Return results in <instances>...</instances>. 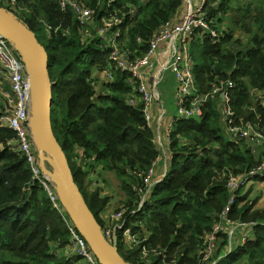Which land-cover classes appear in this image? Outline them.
Here are the masks:
<instances>
[{
    "label": "trees",
    "instance_id": "16d2710c",
    "mask_svg": "<svg viewBox=\"0 0 264 264\" xmlns=\"http://www.w3.org/2000/svg\"><path fill=\"white\" fill-rule=\"evenodd\" d=\"M79 1L95 11L86 28V39L75 18L66 22L75 15L69 9L62 10L57 0H20L22 16H18L48 52L53 83L52 127L75 181L103 227L100 212L109 198L101 197L99 188L92 189L94 182L88 180V174L101 166L123 180L128 194L122 206L127 209L126 225L147 240L143 244L158 251L145 259L142 245L131 251L125 249L118 231V253L124 260L133 264H204L205 238L220 223L229 200L227 174L245 175L264 160V151L254 154L245 141L230 138L219 99H211L203 108L201 120L184 119L174 126L166 179L144 186V178L160 151L143 115V103L128 104L133 95L129 74L117 70L113 82L102 84L108 91L100 93L94 79H90L91 70L109 63V57L104 56L111 52L97 33L104 18L123 21L120 47L131 58L139 57L146 52L153 34L171 21L184 0H114L109 5L108 0ZM208 1L211 4L214 0ZM210 4L211 14L223 15L211 25L216 29L223 28L228 12H242L239 18L231 16L233 25L243 26L251 45L244 46L241 38H234L228 29L222 31L218 43L197 38V32L192 55L198 87L207 92L217 77L234 79L236 86L231 93L237 116L244 122L262 119L264 125V106L257 102V111L249 109L255 102L253 90L264 91V8L252 14L249 3L243 6L246 11L231 8L230 0ZM45 23L53 27L51 33ZM40 32L44 41L39 38ZM6 133L15 136L9 127L1 126L0 115V264H76L79 256L62 257L57 251L72 245L67 223L44 185L34 177L26 157L6 143ZM246 196L239 197L229 218L258 223L253 226L254 240L215 263L231 243L225 229L219 234L214 258L205 264H243V260L244 264H264V211H253L248 202L239 206ZM138 209L141 211L136 212Z\"/></svg>",
    "mask_w": 264,
    "mask_h": 264
},
{
    "label": "built area",
    "instance_id": "2783aa9c",
    "mask_svg": "<svg viewBox=\"0 0 264 264\" xmlns=\"http://www.w3.org/2000/svg\"><path fill=\"white\" fill-rule=\"evenodd\" d=\"M20 0H0V6L13 13ZM62 10H70L75 15V20L79 26L84 39L88 37V31H83L88 27L95 15V11L88 8L79 0H57ZM114 0H108V4ZM188 2L186 12L183 16L173 23H167L157 30L151 37L148 48L145 53L139 57L131 58L127 51L121 49L118 42L121 36V23L117 19H103V24L98 30V36L104 39V43L111 48L109 63L102 70L103 79L106 83L115 80V72L117 70L129 74L128 83L133 89V95L129 98L130 106H137L143 103V115L148 126L152 125V105L156 99L154 91L146 84L144 77L145 71H154L159 69L160 73L170 70L174 73L178 84L177 90V110L173 125H177L180 120L197 119L203 117V108L209 100L219 99L220 110L222 114L223 124L230 138H237L245 141L249 146H257L260 151H264V125L262 119L259 122H244L242 118L237 116L236 110L232 104L231 91L235 88L236 83L232 78H219L212 82L209 91L202 92L198 87V80L195 74V60L192 55V44L197 38H210L214 43H218L225 29V22L222 29L213 28L211 25L216 24L218 18L223 17L222 12L218 15L209 12L210 2L208 0H200L197 5L193 4V0H185ZM223 0H214L210 5H219ZM15 15V14H14ZM48 32H52L53 27L45 23ZM57 27L55 31H58ZM199 30V31H198ZM162 44H170V50L164 51L162 60H159V51ZM14 45L11 40L0 33V93L3 91L5 82L8 81L11 86L12 97L8 99V106L4 112H1V121L6 122L7 126L15 132L16 148L15 150L22 156L26 157L31 166L34 177H36L46 188L54 206L60 210L65 222L67 223L72 237V243L80 250V256L87 261V264H99L87 241L80 235L73 221L68 216L65 208L60 201V195L55 192L53 185L57 186L54 179L53 168L45 161V168L42 166L40 158V150L35 144L34 135L31 127L32 117V81L30 73L20 55L11 48ZM159 74L156 79H160ZM95 78L97 87L102 77ZM106 92V91H103ZM255 102L249 107L251 111H257L255 103L264 106V91L259 89L253 90ZM10 106V107H9ZM169 142H171V131L169 134ZM250 143H252L250 145ZM158 146V144H157ZM159 148V146H158ZM158 156L148 175L144 178V186L150 187L154 183V175L156 165L159 161ZM264 179V160L245 175L239 176L233 172L227 174V188L229 190V200L222 210L220 223L217 224L213 231L205 238V248L202 261L209 263L217 251L219 234L227 229L231 240L238 228L246 229L242 239V245L253 240L250 232L254 228L250 225L247 227L239 220L229 218L239 197L245 195L240 188L249 186L251 183ZM143 192V189H140ZM138 209L136 212L140 211ZM127 209L122 208L111 214L112 226L105 225L102 231L107 240L112 244H117V232L121 231L125 237L130 240L128 243H139L142 245L141 254L143 258L148 259L149 256L158 254V251L151 249L145 243L147 240L141 239L139 232L134 233L133 227L126 225L124 215ZM227 225V226H224ZM217 261V260H216ZM215 261V263H216ZM165 262V260H164ZM166 263V262H165ZM214 263V262H213Z\"/></svg>",
    "mask_w": 264,
    "mask_h": 264
},
{
    "label": "water",
    "instance_id": "95a60500",
    "mask_svg": "<svg viewBox=\"0 0 264 264\" xmlns=\"http://www.w3.org/2000/svg\"><path fill=\"white\" fill-rule=\"evenodd\" d=\"M0 33L16 44L32 81L31 127L35 144L45 161L54 169V179L65 208L83 235L99 264H133L118 253L117 244L106 239L102 226L88 207L75 181L67 156L52 127L53 83L49 74V55L35 33L16 15L0 6ZM230 249L218 260L228 256ZM216 262V263H217Z\"/></svg>",
    "mask_w": 264,
    "mask_h": 264
},
{
    "label": "crops",
    "instance_id": "0c3cea01",
    "mask_svg": "<svg viewBox=\"0 0 264 264\" xmlns=\"http://www.w3.org/2000/svg\"><path fill=\"white\" fill-rule=\"evenodd\" d=\"M200 2V0H193V4L197 5ZM188 6V2L184 0L183 6L180 8V10L172 17L170 23H173L175 21H178L183 14L186 12ZM170 50V44H162L160 46L159 51V60L163 59L164 51ZM159 74H162L160 79H156ZM146 84L154 91V94L156 95V99L151 107L152 109V115H153V121L152 125L149 126L152 128L154 135H155V142L159 146L160 151V157L159 161L156 165L155 170V176L154 181L155 182H163L166 179V175L168 173V168L170 167V163L172 160V154L170 151V142H169V134L170 131L174 129L173 121L176 117L174 113V106L177 110V90H178V84L176 85V82L173 79V75L168 72L160 73L159 69H155L154 71H145L144 74ZM172 86L174 89L173 95L174 99L171 96ZM177 86V87H176ZM12 97L11 94V86L8 81L5 82L3 91L0 93V115L1 112H4L5 109H7L8 106V99ZM172 100L174 102H172ZM10 107V106H9ZM8 127V126H7ZM252 143H250L251 145ZM254 145V144H253ZM251 145L250 148L252 149V152L254 154H259L261 151L258 149V147ZM80 152V150H78ZM81 154V153H80ZM81 161V159H80ZM81 161V165H82ZM101 169V170H99ZM97 175L90 176V179L92 182H95L96 188H99L100 190V196L105 198H109V203L106 206V208L100 212V219L103 221L104 225H109L111 223V214L118 208H115L114 205L118 202L111 195L107 192H105L102 188L103 183L100 181V177L102 176V167L99 166L97 168ZM100 171V172H99ZM93 185V184H92ZM250 188V190H248ZM92 189H94L92 187ZM259 190V191H258ZM247 199L244 204L251 203L252 210L253 211H264V179L257 180L249 185L247 188ZM124 199V198H123ZM251 199V201L249 200ZM126 199L122 200L121 205L123 206V203ZM258 223L254 222H248L245 223L247 227H250L252 225H257ZM250 225V226H248ZM224 226H227L224 224ZM246 229L243 228H237L235 230V235L230 239L232 245L229 246V249H232V252L236 250L240 245H242V237L244 233L246 232ZM250 237L254 240L255 238V230L253 232H250ZM235 241L234 243L232 241ZM237 240V241H236ZM252 241V240H251ZM74 244L64 247V248H57V251L59 255L66 253L67 251L71 250L74 251ZM227 251V252H228ZM231 252V253H232ZM225 255V254H224Z\"/></svg>",
    "mask_w": 264,
    "mask_h": 264
},
{
    "label": "rangeland",
    "instance_id": "374dc122",
    "mask_svg": "<svg viewBox=\"0 0 264 264\" xmlns=\"http://www.w3.org/2000/svg\"><path fill=\"white\" fill-rule=\"evenodd\" d=\"M252 4V14L253 13H255L256 11H257V9H263L264 8V0H230V5H231V8H235V9H243L244 11H246L245 9H244V5L245 4ZM20 4V3H19ZM26 5V4H25ZM242 10V11H243ZM13 12H14V14L18 17V16H22L21 14H22V12L20 11V5H17V7L16 8H14V10H13ZM241 15H243L242 14V12H236V14H231V12H228L227 14H226V21H224L225 22V29L227 30H229L230 32H232L233 34H234V38H241V41L243 42L242 44L244 45V46H250L251 45V43L249 44L248 43V38H249V34L248 33H245L242 29H241V27H243V26H238V27H236V28H234V25H233V19H232V17L233 16H235L236 18L238 17H241ZM232 16V17H231ZM75 17L74 16H71V17H68V18H66V22H71V19L73 20ZM68 24H71V23H68ZM83 31H87V29H84ZM43 32V31H42ZM42 32H40L39 33V38L42 40V41H44V39H43V37H42ZM12 42V41H11ZM11 48L13 49V50H15L16 51V54L17 55H20V53H19V51H18V48H17V46H16V44H14V45H11ZM106 57H109V56H104V58H106ZM106 67V66H105ZM104 67V68H105ZM104 68H94L93 70H91L90 71V73H89V76H90V79H94V82L96 81L95 80V78L96 79H98L99 80V78L98 77H102V79H101V81H100V83H99V86L97 87V90H98V92L100 93V92H102V91H108V89L106 88H103V86H102V84L103 83H105L106 81L103 79V75L101 74L102 73V70L104 69ZM168 73H171L172 75H173V79L176 81V79H175V75H174V73L173 72H171L170 70H168L167 71ZM176 85H177V82H176ZM177 87V86H176ZM173 92H174V89H173V86H172V91H171V96H172V98L174 99V95H173ZM172 102H174L173 100H172ZM255 109H257L256 107H255ZM174 113H175V115H177L178 114V110H176V108H175V106H174ZM244 115V114H243ZM242 115V116H243ZM1 126L2 127H7V123L6 122H2L1 121ZM6 137H9L8 139H7V144H9V145H11V147L13 148V149H15L16 148V137L13 135V134H7L6 133ZM263 161V159H261V161H260V163ZM78 162L80 163V165H81V161H79V158H78ZM82 167H83V169H84V171H88L89 170V168L88 167H86V164H85V162L84 161H82ZM260 163H258L257 165H259ZM256 165V166H257ZM99 166H97L96 167V169H93L89 174H88V180L89 181H91V179H90V176H91V174L92 175H97L98 174V170H97V168H98ZM99 170H101V169H99ZM53 171H54V169H53ZM103 171V170H102ZM100 172V171H99ZM103 174H102V176L100 177V181L103 183V186H102V188H103V190L105 191V192H107V193H109L110 195H111V197H113V199H115L116 201H118L115 205H114V207L115 208H118L119 206V208L118 209H121L122 208V205H121V202H122V200H124V199H126L127 197H128V194H127V192H126V190H125V188H124V185H123V180L120 178V177H118L117 176V174L114 172V171H105V172H102ZM53 187H54V190H55V192L56 193H58L59 195H60V191L58 190V188L56 187V185H53ZM92 187L93 188H96V184H95V182L93 183V185H92ZM249 186H242L240 189V191L242 192V193H244L245 191H247V188H248ZM248 190H250V188L248 189ZM259 191V190H258ZM124 198V199H123ZM250 201H251V199H249ZM60 201H61V203H62V199H61V196H60ZM244 203L245 202H241L240 204H239V206H242V205H244ZM118 209H116L115 211H117ZM114 211V212H115ZM141 211V210H140ZM236 220H239L241 223H248L249 221H252V220H240V219H236ZM112 224H113V222H111L110 224H109V226H112ZM105 226V225H104ZM255 226V225H254ZM135 228H138L139 226H134ZM141 239H143V237H141ZM121 240H122V242H123V244H124V248L127 246V248H125V249H127V250H129V251H131V248H135V247H137V245L139 244V243H128V241H130V240H128L126 237H125V235L123 234V233H121ZM237 241V240H236ZM233 243L235 242L234 240L232 241ZM230 245H232V243H230L229 242V246ZM61 256L62 257H67V258H70V257H75V256H79L80 258H79V260H77L75 263L76 264H87V261L84 259V258H82L81 256H80V250L77 248V247H74V251L72 252L71 250H69V251H67L66 253H64V254H61ZM217 260H218V258H217ZM231 261H233V260H231ZM227 262V260H225L224 261V263H226ZM241 262H243V264H244V262H245V260H243V261H241ZM228 264V263H227ZM234 264H238L237 262L236 263H234Z\"/></svg>",
    "mask_w": 264,
    "mask_h": 264
},
{
    "label": "bare ground",
    "instance_id": "6f19581e",
    "mask_svg": "<svg viewBox=\"0 0 264 264\" xmlns=\"http://www.w3.org/2000/svg\"><path fill=\"white\" fill-rule=\"evenodd\" d=\"M197 120V119H196ZM233 254V253H232ZM217 262V261H216ZM215 264V263H214Z\"/></svg>",
    "mask_w": 264,
    "mask_h": 264
}]
</instances>
